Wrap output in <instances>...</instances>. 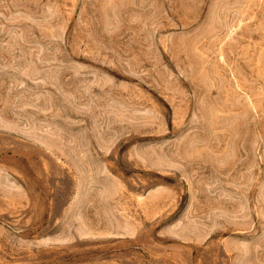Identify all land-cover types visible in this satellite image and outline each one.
Instances as JSON below:
<instances>
[{"label":"rangeland","instance_id":"1","mask_svg":"<svg viewBox=\"0 0 264 264\" xmlns=\"http://www.w3.org/2000/svg\"><path fill=\"white\" fill-rule=\"evenodd\" d=\"M0 264H264V0H0Z\"/></svg>","mask_w":264,"mask_h":264}]
</instances>
